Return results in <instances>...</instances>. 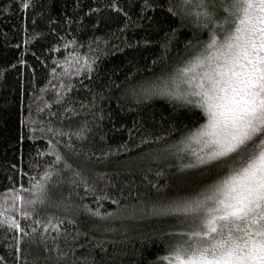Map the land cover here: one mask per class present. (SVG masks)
I'll return each mask as SVG.
<instances>
[{"label":"snow or ice","instance_id":"6c2138e0","mask_svg":"<svg viewBox=\"0 0 264 264\" xmlns=\"http://www.w3.org/2000/svg\"><path fill=\"white\" fill-rule=\"evenodd\" d=\"M45 7V0H19L22 12L31 9L34 25L31 35L25 25L22 43L27 46L43 38V23L64 50V55L52 58L50 54L58 49L51 44L45 49L52 58L49 86L56 95L53 101L40 98L49 111L48 117L39 121V130L51 136L46 151L53 159L32 177L29 186L20 183L4 190L0 228L13 241L4 244L12 249L13 259L10 262L0 255V264L27 262L29 256L25 253L36 245H42L44 255H33L31 264H112L113 257L107 255L111 241L106 236L90 235L89 230L82 231L78 223L81 215L100 221L131 219L166 224L157 238L174 239L165 240L166 254H158L155 260L167 264H264V0H110L106 7L123 17L117 32L150 30L159 34L167 26L155 41L147 36L129 40L109 33L93 35L82 43L70 37L68 29H64V35L58 31L62 24L75 23L71 17L54 24ZM99 11L88 9L89 13ZM101 23L96 20V24ZM186 27L193 35L184 41L182 51L177 50L178 58L171 69L155 73L158 64L169 62L173 44ZM154 43L160 46L159 55L143 68L128 72L123 81L115 79L104 66L105 60L117 53L127 56L126 49L135 53ZM27 50L25 47L14 63L0 69L3 87H9L7 73L17 65L21 66L17 75L22 78ZM46 59L41 63L46 64ZM127 62L133 64V59ZM145 71L152 75L136 79L137 72ZM97 82L99 91L95 90ZM20 90L22 94V85ZM74 91H85L92 98L78 104L65 103ZM105 91H117L118 98L134 104L157 96L165 98L186 108L192 124H183L178 137L173 136L177 129L172 125L160 135H142L138 145L121 143L116 148L108 146L89 153L83 150V141L91 131L89 121L98 115L93 111L96 102L104 98ZM53 103L62 108L51 111ZM7 106L6 95L0 93V110ZM80 110L91 114L75 126L63 124L68 115L76 116ZM42 111L37 108L38 113ZM20 124L34 139L37 119L31 111L27 117L21 116ZM24 139L22 132L19 141ZM133 148L139 151L129 160V169L144 159L157 163L174 160L175 164L169 163L168 167L175 168V179L159 184L145 176L155 191H130L124 196L107 170V162L121 153L131 154ZM65 152L89 162L95 157L96 164L105 163V170L91 164L77 165ZM107 201L116 207L102 211ZM45 206L63 208L70 214L54 216L43 210ZM15 213L31 221L27 227ZM102 230L114 232L116 228ZM119 264H123L122 259ZM137 264L155 262L142 251Z\"/></svg>","mask_w":264,"mask_h":264},{"label":"trees","instance_id":"16d2710c","mask_svg":"<svg viewBox=\"0 0 264 264\" xmlns=\"http://www.w3.org/2000/svg\"><path fill=\"white\" fill-rule=\"evenodd\" d=\"M110 0H45V12L53 18V23H59L62 18L71 17L75 23L71 25L62 24L58 31L64 35V29H68L70 37L75 36L82 43H86L93 35H107L115 33L116 36H127L129 40L140 39L141 36H147L148 39L158 40L162 37L163 32L167 30V26H163L159 34L150 30H139L133 32L129 30L127 33L117 32L123 22L121 14L107 8L106 5ZM79 4V7L77 5ZM4 8H9V11H3ZM99 8V12L89 13L88 9ZM83 17V19H81ZM100 19L101 24H96V20ZM106 21V22H105ZM25 25L28 29V34L31 35L34 25L32 23V11L29 9L26 13L19 8V0H0V69L5 68L8 64L14 63L20 57L21 52L27 47L24 53V59L27 61V66L22 70V78L17 75L21 70V66L17 65L16 69H12L7 73L9 87L5 88L0 84V93L6 95L8 106L0 110V198L5 195V189L15 187L23 183L25 187L29 186V181L33 176H36L53 157L47 154V140L51 136L46 137L39 129L42 126L39 121L48 117L49 107L42 103L41 97L45 101H53L55 97L54 90L49 86L48 75L52 65V58L64 55V50L60 45L55 43L54 37L48 33L47 28L41 23V29L45 35L43 38L31 41L25 46L22 41L25 38ZM175 26V25H174ZM94 29L96 31L94 32ZM193 31L186 27L180 30V34L173 44L172 51L169 54L170 60L167 64L161 62L154 69V72L159 74L162 69L170 70L172 63L178 58L177 50H183L184 41L191 38ZM207 36L205 31L203 34ZM111 39V37H109ZM112 43H117L112 39ZM51 44L58 49L49 53L45 50ZM19 45V47H17ZM72 46H69V50ZM161 49L158 43L150 46H142L141 51L133 52L126 49L127 56L117 53L114 57L105 60L104 66L113 72L114 78L118 81H123L124 77L130 71H135L143 68L146 63L150 64L154 55H159ZM33 52L36 56H33ZM37 56L40 59H37ZM47 58V59H46ZM46 59V64L41 61ZM128 59H133V64H129ZM133 65L136 67L134 68ZM33 69L34 74H33ZM150 72H137L136 79L150 77ZM56 83L55 80L51 81ZM87 83V81H84ZM20 85L23 86L21 94ZM41 88L45 92H41ZM95 90H100V83L97 82ZM117 91H105L104 98L98 100L93 110L98 115L89 121L91 131L88 133L87 139L83 141L82 148L85 151H103L108 146L116 148L121 143H127L130 147L138 145L139 138L142 135L151 133L160 135L171 129L175 125L177 131L173 136L178 137L183 124H192V119L188 110L183 107H178L174 103L162 97H154L149 100L141 101L139 104L131 103L128 99L120 97ZM75 98L74 100L72 98ZM91 95L85 91H74L69 100L65 103H79L80 101H90ZM43 109L41 113L37 112V108ZM51 111H59L62 105L53 103L50 105ZM33 118L37 119L36 132L34 139L29 138L31 135L27 128H22L20 124L21 116L27 117L29 112ZM91 113H85L80 110L78 115L70 116L63 121L64 125L71 123L73 126L80 121L86 120ZM102 115V119L99 116ZM59 123V121H57ZM23 132L25 139L19 141V136ZM103 136V139H101ZM80 147V145H78ZM139 149L133 148L131 154L121 153L119 156H113L107 162V170L111 173L118 189H123L124 196H128L129 192H148L155 191L151 188L144 177L159 184L173 181L175 179V168H169V161H161L159 163L144 159L137 161L130 169L127 167L129 160L137 155ZM38 152H44V155H37ZM73 163L77 165L91 164L100 170H105V163L96 164L95 157L92 161H85L82 158H75L71 153L65 152ZM172 164L175 161L172 160ZM16 165V169L12 167ZM39 166V167H38ZM22 169V171H20ZM149 169H151L149 171ZM160 172V175L157 173ZM118 173V175H117ZM11 176L10 181L8 177ZM38 178V177H37ZM59 195V193H57ZM119 196V192H116ZM90 206L92 198H87ZM133 199L130 197V200ZM123 202V201H122ZM116 206L111 201L105 202V207L102 211H106ZM48 213L54 216L65 217L70 213L63 208L47 207ZM22 224L27 227L31 222L19 217ZM78 223L83 230H89L90 235L108 237L109 243L107 255L113 257L112 264H119L122 259L123 264H137L140 260V254L143 251L146 255L152 258L155 264H167L166 261H156V256L166 254L165 240L171 241L174 237H165L163 240L158 239L160 230L166 227V224L160 221L150 220H106L100 221L97 219H85L83 215L79 217ZM65 225L67 221H65ZM104 227H115L114 232H104ZM125 229H127L125 231ZM52 232V229H49ZM153 232L157 233L153 236ZM54 234V233H53ZM11 233H7L10 236ZM39 237V230L37 231ZM83 239V237H82ZM12 244L13 241L6 238L5 230L0 228V255L5 256L10 262L13 259L11 255L12 249L5 248L4 244ZM80 250H77L79 254ZM29 256L27 262L21 261V264H31L33 255H44L42 245L33 247L30 253H25Z\"/></svg>","mask_w":264,"mask_h":264},{"label":"rangeland","instance_id":"374dc122","mask_svg":"<svg viewBox=\"0 0 264 264\" xmlns=\"http://www.w3.org/2000/svg\"><path fill=\"white\" fill-rule=\"evenodd\" d=\"M173 161H169L168 163H172Z\"/></svg>","mask_w":264,"mask_h":264}]
</instances>
